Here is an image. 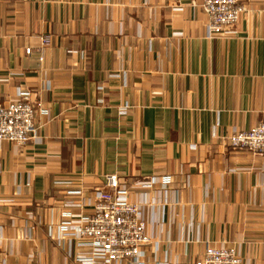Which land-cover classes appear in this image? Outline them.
<instances>
[{
	"label": "crops",
	"instance_id": "1",
	"mask_svg": "<svg viewBox=\"0 0 264 264\" xmlns=\"http://www.w3.org/2000/svg\"><path fill=\"white\" fill-rule=\"evenodd\" d=\"M198 2L0 0V104L30 94L35 128L0 141V264H79L62 210L84 212L105 174L140 206V264H194L206 246L264 264V155L226 145L264 121V0H238L211 38ZM152 175L171 182L134 186Z\"/></svg>",
	"mask_w": 264,
	"mask_h": 264
},
{
	"label": "built area",
	"instance_id": "2",
	"mask_svg": "<svg viewBox=\"0 0 264 264\" xmlns=\"http://www.w3.org/2000/svg\"><path fill=\"white\" fill-rule=\"evenodd\" d=\"M238 0H199L196 6L205 17L204 35L206 38L228 33L229 29L244 12ZM38 61L49 44L48 36L38 38ZM30 48L23 53L29 55ZM30 94L17 91L14 99L0 104V141L15 146L24 145L34 134ZM34 108L44 114L42 104L35 100ZM226 145L231 149L245 150L253 156L264 155V121L244 131H233L226 137ZM171 182V177L147 176L134 182L139 189L160 187ZM103 184L107 190L93 192V200L88 208L79 214H70L63 209L66 219L58 224L65 253L69 252V240H77L86 246V253H78L75 260L79 264H109L130 260L140 264L142 246L149 242L145 233V220L141 217L138 203L128 199L130 187L115 174H105ZM77 192V191H75ZM42 264V263H37ZM194 264H241L239 255L230 247H204Z\"/></svg>",
	"mask_w": 264,
	"mask_h": 264
}]
</instances>
